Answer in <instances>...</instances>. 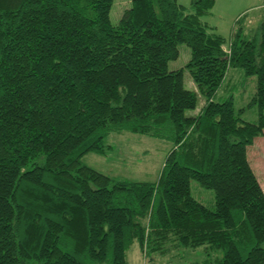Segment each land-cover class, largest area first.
Segmentation results:
<instances>
[{"label":"trees","instance_id":"16d2710c","mask_svg":"<svg viewBox=\"0 0 264 264\" xmlns=\"http://www.w3.org/2000/svg\"><path fill=\"white\" fill-rule=\"evenodd\" d=\"M111 5L0 0V264H127L134 242L147 264L201 246L222 254L192 264H264V192L247 159L264 129V20L225 51L201 20L214 0H131L115 25ZM179 44L204 100L193 116L197 93L167 68ZM229 68L256 77L255 123L216 100ZM122 132L169 145L156 181L82 164Z\"/></svg>","mask_w":264,"mask_h":264},{"label":"rangeland","instance_id":"374dc122","mask_svg":"<svg viewBox=\"0 0 264 264\" xmlns=\"http://www.w3.org/2000/svg\"><path fill=\"white\" fill-rule=\"evenodd\" d=\"M192 0H177L187 10H190ZM131 0H112L109 12V20L115 25L122 13L130 8ZM210 31L219 34L225 39L224 50L229 48L230 38L236 30L243 37L250 38L258 32L261 22L264 20V0H214V6L210 13L201 18ZM177 59L168 62L169 71L183 70V87L197 93L198 101L194 110L186 112V115L198 113L204 100L199 95L196 85L185 68L190 50L185 44L177 46ZM257 80L255 76H245L239 68H229L226 76L217 91L216 100L232 98L235 113L243 122L255 123L258 118V107L250 104L255 94ZM109 147L103 155L88 153L81 159L92 169L115 178L128 179L138 182H154L158 179L162 169L164 158L169 145L160 140L146 136L135 135L128 132L112 133L104 140ZM247 159L264 192V129L263 134L253 140L247 148ZM190 194L197 202L206 208L214 209V192L200 186L196 181L190 182ZM140 252L137 242H134L127 252V264H147ZM222 254L207 253L206 246L195 249H183L178 256L173 258H159L155 263L192 264L205 259L215 260Z\"/></svg>","mask_w":264,"mask_h":264},{"label":"crops","instance_id":"0c3cea01","mask_svg":"<svg viewBox=\"0 0 264 264\" xmlns=\"http://www.w3.org/2000/svg\"><path fill=\"white\" fill-rule=\"evenodd\" d=\"M193 115H196V113H195V114H193Z\"/></svg>","mask_w":264,"mask_h":264}]
</instances>
